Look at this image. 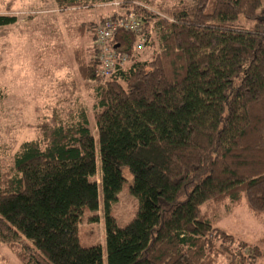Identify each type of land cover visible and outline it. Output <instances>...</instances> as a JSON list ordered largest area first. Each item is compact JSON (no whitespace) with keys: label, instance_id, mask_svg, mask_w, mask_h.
<instances>
[{"label":"trees","instance_id":"1","mask_svg":"<svg viewBox=\"0 0 264 264\" xmlns=\"http://www.w3.org/2000/svg\"><path fill=\"white\" fill-rule=\"evenodd\" d=\"M56 2L127 8L100 26L123 24L112 46L126 62L103 76L94 45L95 58L79 62L92 112L54 110L0 165V249L21 264H264V240L212 221L227 203L264 218V0ZM17 21L0 15V28ZM148 45L154 55L142 60ZM124 169L139 211L120 228L108 211ZM102 195L105 254L78 231Z\"/></svg>","mask_w":264,"mask_h":264},{"label":"rangeland","instance_id":"2","mask_svg":"<svg viewBox=\"0 0 264 264\" xmlns=\"http://www.w3.org/2000/svg\"><path fill=\"white\" fill-rule=\"evenodd\" d=\"M179 2L157 0L158 5L167 7ZM148 9L158 11L156 6ZM127 11L114 5L60 8L56 0H0V15L18 19L15 25L0 28V165L8 164L10 155L36 137L37 126L54 110L61 117L62 111L66 114L71 108L87 107L92 112L93 92L79 74V62L89 63L95 58L94 35L101 23L113 15L124 17ZM149 47L141 52L142 60L152 59L155 48ZM71 101L76 104L70 105ZM94 134L97 139L95 131ZM123 176L125 182L118 201L108 211L120 228L127 226L139 211V201L130 192L132 177L127 169ZM107 215L102 195L98 212L86 210L79 224L83 247L98 246L106 253ZM212 221L251 245L264 240V218H256L245 203L225 204ZM104 263L107 264L106 259ZM220 263L227 264L224 259ZM0 264L21 262L4 247L0 249Z\"/></svg>","mask_w":264,"mask_h":264},{"label":"built area","instance_id":"3","mask_svg":"<svg viewBox=\"0 0 264 264\" xmlns=\"http://www.w3.org/2000/svg\"><path fill=\"white\" fill-rule=\"evenodd\" d=\"M131 17L132 21L129 26L137 30L139 28V23L135 22V16L132 15ZM121 26H123V24H106L97 29L95 45L98 50V59L100 62L101 74L103 76H108L118 64L126 62V57L119 55L118 51L112 46L115 32Z\"/></svg>","mask_w":264,"mask_h":264}]
</instances>
